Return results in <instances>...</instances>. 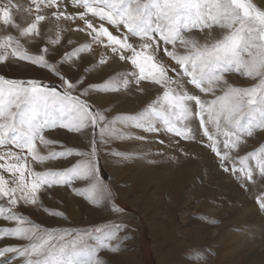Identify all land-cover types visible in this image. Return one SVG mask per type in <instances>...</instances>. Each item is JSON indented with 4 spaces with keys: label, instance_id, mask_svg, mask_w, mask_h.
Wrapping results in <instances>:
<instances>
[{
    "label": "snow or ice",
    "instance_id": "snow-or-ice-1",
    "mask_svg": "<svg viewBox=\"0 0 264 264\" xmlns=\"http://www.w3.org/2000/svg\"><path fill=\"white\" fill-rule=\"evenodd\" d=\"M69 5L74 11L67 10ZM31 6L27 11L34 15V19L20 32L22 36L41 37L39 25L49 14L56 22L79 21L82 26H78V30L87 32L93 43L103 44L112 56L130 64L136 85L150 81L158 86L160 95L148 113L109 121L93 109L90 102L93 99L90 93L107 91V84L92 85L84 76L65 74L61 71L62 64L58 66L46 59L47 47L42 54L26 56L20 54L18 43L13 46V36L4 38L0 43V49H4L0 62L8 59L10 49L12 56L27 59L33 65L50 71L58 84L37 79H7L0 75V148L11 145L20 150L13 151L9 147L0 152V200L6 201L5 206H0V217L17 223L15 228L0 229V239L11 236L27 241L21 246L0 248V258L13 254L0 260V264H10L18 258L21 264H100L99 261L78 259L91 249L88 239L92 237V231L73 233L23 227L24 217L14 209L21 203L37 205L41 189L54 185L71 186L76 196L96 203L102 182L99 166L101 146L111 143V137L132 138L118 132L115 127L117 121L121 126L134 125L147 133L160 132L157 120L162 121L164 132L190 141L197 138L191 122L198 120L202 136L206 138L205 146L220 160V167L225 172L240 173L242 186H246L245 181L253 180V169L247 165L249 156L240 157L237 161L229 153L240 147V120L256 112L264 118V10L258 9L251 0H31ZM17 8L19 6L12 0L0 6V21L19 30L20 25L14 22L11 11ZM214 25L226 30L222 39L201 45L185 35L193 29H212ZM131 38L137 42H130ZM59 42V35L50 41L53 45ZM161 42L164 46H172V50L164 47L163 51L174 64L165 63L159 57ZM178 43L186 50L183 54L176 51ZM86 50L88 47L76 51ZM105 62L103 58L100 60L101 64ZM233 66L237 71L243 70L247 77H259V83L249 88L228 84L224 73L231 71ZM187 85L214 98L202 99ZM218 90L222 94L217 95ZM222 121L226 126L224 130ZM88 125L94 133L99 129V140L94 135L90 151L67 149L51 154L53 157L85 159L70 164L61 172H36L27 165L25 152L37 162L42 163L48 158L40 155L36 146L37 141L45 146L55 143L46 138V130L60 128L80 132ZM209 125H214L215 133ZM259 126L264 128V123ZM244 131L252 136L251 121ZM220 135L223 136V147ZM109 155L119 156L120 153L110 152ZM255 164L264 177V155L256 158ZM77 179L85 186H72L73 180ZM257 202L264 209V195H260ZM94 231L100 233L102 229L97 227Z\"/></svg>",
    "mask_w": 264,
    "mask_h": 264
},
{
    "label": "rangeland",
    "instance_id": "rangeland-1",
    "mask_svg": "<svg viewBox=\"0 0 264 264\" xmlns=\"http://www.w3.org/2000/svg\"><path fill=\"white\" fill-rule=\"evenodd\" d=\"M251 2L258 9L264 10V0H251ZM7 3L8 0H0V6H4ZM12 3H15L19 6V8L12 9L11 11L13 20L16 24L20 25V29L17 30L11 26H5L3 25L2 21H0V43L3 42L6 36L11 35L14 38L13 46L15 47L18 43L20 54L26 56H36L42 54L43 49L47 47L48 52L46 59H48L50 62L56 63L58 66L62 64L61 71H63L65 74L74 77L84 76L86 81L92 85L101 86L107 84L109 86L107 91H93L90 93L93 98L90 102L92 103L93 109L105 115L109 121L115 119L116 117L122 116H140L141 112L148 113L150 111L153 102L157 99L156 97L160 95L157 90L158 86H156L157 94L152 103L150 101L141 105L138 108L139 111L137 110V113H133L134 111L131 112L126 106L125 111H122V104L117 105V103H112V98L115 97L118 94L117 92L123 88L121 87L120 82H118L120 75L124 73L127 75L128 72H133V69L129 63L119 60L118 56H112L108 51L106 54L103 53L102 57H100L99 53L104 50V48L100 47L101 44L93 43L89 35L77 37L76 31L78 29L73 28V25L71 24L66 25V21L63 20L56 22L54 18L50 16V14L49 17H47L46 20L41 22L39 25L42 34L41 37H34L31 35L22 36L20 32L24 27H27L33 21L34 15L27 11L29 6L26 2H24V0H12ZM68 8L74 11L70 5ZM48 22H53L56 25L52 28L53 38H51V40H54L56 36L59 35L60 42L58 44L53 45L50 43L51 40L49 41L47 39L48 32L46 30V26ZM68 22L70 23V21ZM209 32H211L210 37L208 36ZM225 32L226 30H222L218 26L214 25L212 29L205 28L203 31L193 29L190 33H185V35L197 40L201 45H203L206 42L210 43L214 42L215 40L222 39ZM84 34H86V32ZM133 40L134 43L137 42L135 38H133ZM94 45H97L96 47L98 50L95 49ZM86 47H88L89 50L83 51L82 55L81 52L76 51L79 48ZM164 47L172 50L171 45L164 46L162 44L161 52H163ZM176 51L180 54H183L186 50L180 47L178 43L176 46ZM3 52L4 49H0V54ZM10 53L11 50L9 49L8 59L6 61L0 62V75H4L7 79H37L46 83L58 84L56 76L50 71L33 65L27 59H20L19 56H12ZM66 55L70 58L66 59ZM102 58L106 61L104 64L100 63ZM163 61H165V63L174 64V61H171L170 58L166 56ZM224 78L228 84H231L234 87H250L249 84L244 82L248 79V77L243 74V70L237 71L235 66H233L231 71L224 73ZM144 82L151 84L150 81ZM133 83L135 84V82ZM187 87L190 91L201 95L202 99L210 100L214 98L211 94L205 95L203 93H199L198 90H195L191 85H187ZM114 89H118V91H114ZM220 94L222 93L218 90L217 95ZM102 98H106V102L100 103ZM146 105L147 107H145ZM249 121L252 122V136H248L244 131V128L248 125ZM158 123L161 125V131L147 134V132L143 131L142 129L135 128L134 125L121 126L117 121L115 127L117 128L118 132L123 133V131L126 132L125 129H130L131 131L129 136L135 139L136 144L129 147L125 144H122L120 145V148H117L119 143L112 139L114 137H111V143L106 146H101L102 154L100 157L99 166L100 169H103V174L101 173L102 182L98 188L97 194L99 198L97 199L96 203L87 201L83 197L76 196L72 192L71 186L54 185L50 188V193L48 192L50 199L38 210L35 208L31 209L29 208L30 206H25L22 203L18 205L16 209H14L15 212L24 217L25 223L22 226H35L39 230L54 229L57 232L69 231L76 233L85 230L92 231L93 235L88 239L91 249L88 253L82 254L78 257V259L81 261H99L100 264H163L164 257L166 256L165 252H167L166 249L168 248L166 245H164L163 238L154 234L153 229H157L158 227L152 226L151 223L156 221L157 225H159L163 222V220H165V208L167 207L166 203H168L170 200L167 197H159L155 193L152 195V190H148L147 193V190L143 192L137 189V180L138 176L140 175L141 168H143V173H147L146 168L150 165V161L147 160L151 153L150 150L157 152L158 155H162L161 150L163 149V146H174V144L179 146V142L177 141L162 140V138L178 137L164 132V125L162 121L157 120V126L159 125ZM196 123L198 125V129H193L196 130L197 138H205L202 136V130L199 129L198 120ZM261 123H264V118L260 116L259 112H256L251 116L245 115L240 120L241 128L238 134L242 138L241 144L239 148L230 152L229 156H231L233 159H237V161L240 157L249 156L247 161V165L249 167L250 163L255 164L256 158L264 155V139L259 144H252L250 141L251 145L248 146H246L247 141L244 139L264 138V128L259 126ZM209 127L210 130L215 133L214 125H209ZM221 127L222 130H224L226 127L223 121ZM132 130L135 131L133 134ZM232 131L237 130L232 129ZM94 135L96 139L99 140V129H97L94 133L90 125L84 127L80 132H68L66 129L60 128L46 130V138L55 141V143L45 146L44 144L37 141L36 146H38V153L48 158L42 163L37 162L32 160L31 156L27 155L25 152L24 155L27 156L26 163L36 172L43 173L65 171L70 166V164L85 158L77 156L60 158L53 157L51 154L53 152H60L67 149H72L74 152H88L90 151V145L93 141ZM134 136L143 137V139L155 138L156 143H145V146L143 145L145 148L144 149L141 146V140L136 139ZM219 138H223V136L220 135ZM140 146L143 150L139 148ZM245 146L248 148L244 150L245 152H243V148ZM9 147L12 146L9 145L5 148H0V152L6 151ZM12 150L17 152L20 151L14 147H12ZM117 151L120 153L119 156L109 155L110 152ZM146 151L148 156L147 159L144 160V153H146ZM252 153L255 155H250ZM105 157H107V159H105ZM138 163H143V165L141 167L135 166V164ZM237 167H239L238 162ZM200 174L201 173H199L198 178L190 181L192 182L190 183V188L194 189L193 192H197L196 195L198 198H196V196L194 199L190 198L189 202H184L182 205V207H184L182 209L184 210L175 214L178 223L181 222L182 215H187V219L194 218V216L201 218L199 215H196L197 211L194 210L195 204L206 201L207 199L204 198L208 197L207 195H209L210 192L203 191L206 182ZM5 176L8 178V174L5 173ZM218 181L217 183H219ZM251 184L253 187L259 184H264V177L261 181H257L255 179L251 180L249 185ZM218 185L219 184H216L217 187H220ZM72 186L84 187L85 185H83L77 179L73 180ZM190 188H188L187 192L190 191ZM210 188L211 187H209V189ZM52 190L54 193H52ZM229 190L231 191L232 189L230 188ZM41 191L43 190L41 189ZM219 191L230 195L229 191H226L222 187L219 188ZM231 194L234 196L236 195L232 192ZM231 200L232 198L229 199L228 203L233 205V200ZM214 202L215 204H219L216 203L217 200H214ZM158 204H160L163 210H157L159 209ZM5 205L6 201L0 200V206ZM238 205L242 207V203H238ZM255 205V212L249 211L250 216L258 217L261 212L262 215L260 219L262 218L264 221V209H261L257 203H255ZM251 207L252 204H249L248 209H251ZM113 209H120L121 211H114ZM216 212L218 211L215 210L214 212L209 213L207 217H216ZM57 213H61L62 215H57ZM65 217H67V219H65ZM229 217H232L231 219H236L235 216ZM0 218V229H10L17 226L15 221L5 220L3 217ZM221 224L214 226H221ZM97 227L102 229L100 233H95L94 230ZM12 239L15 240V238L11 236L0 239V248L5 245L21 246L27 243V241L21 240L20 243H12ZM12 255L13 254H6V256L0 258V260L8 259V257ZM186 260L189 261L188 258H186ZM10 264H21V260L18 258L11 261Z\"/></svg>",
    "mask_w": 264,
    "mask_h": 264
},
{
    "label": "bare ground",
    "instance_id": "bare-ground-1",
    "mask_svg": "<svg viewBox=\"0 0 264 264\" xmlns=\"http://www.w3.org/2000/svg\"><path fill=\"white\" fill-rule=\"evenodd\" d=\"M24 2H26L30 8L31 0H24ZM67 10L69 12L73 11L69 8ZM66 23V25H73V28L76 29H78V26H82L79 21H70V23L66 21ZM54 26L56 25L53 22H48L46 26L48 32L47 39L49 41L53 38L52 28ZM84 33L80 30L76 31L77 37L88 35L87 32L86 34ZM114 34L116 33L114 32ZM130 42L134 43L133 38L130 39ZM96 46L97 45H94L95 49L98 50ZM100 47L104 48V50L99 53V56L102 57V54H106L107 51L103 44H101ZM108 52L110 53V51ZM82 54L81 52V55ZM163 55H165L164 51H160L159 57L162 60H164L166 56ZM125 74L126 73L119 77L118 82H120L123 88L112 98V103H117V105L122 104V111H125L126 106L131 112L134 111L133 113H137L141 105L150 101L152 103L157 94L156 86L144 81H141L140 85H135L133 83L134 78L132 73L128 72L127 75ZM259 79V77L255 79L248 77L244 82L252 87L259 83ZM141 88L144 90L141 91ZM104 102H106V98L100 100V103ZM145 107H147V105ZM158 126L160 127L161 125L159 124ZM191 126L198 129L196 121H192ZM125 130L126 132L123 131V134L129 135L131 130L128 128ZM134 132L135 131L132 130V134ZM112 139L119 143L117 148H120L122 144L128 147L136 144L134 138L117 139L114 137ZM244 139L247 141L246 146H248L251 145V143L259 144L264 138ZM140 140L143 148L145 143H156L155 138H144ZM162 140L177 141L179 142V146L176 144H174V146H163L161 150L162 155H158L157 152L150 150L151 153L148 159L147 151L144 153L145 158H143L144 160L147 159L150 161V165L146 168L147 173H143V168H141L137 180V189L143 192L147 190V193L148 190H152V195L155 193L159 197H167L170 200L166 203L165 220L159 225H157L156 221L151 223L152 226L158 227L157 229H153L154 234L163 238V243L168 248L166 249L167 252H165L166 256L164 257L163 264H264V221L262 218L260 219L262 213L260 212L258 217H252L249 214V211L255 212L254 205L255 203L258 204L257 198L264 194V184L253 187L252 184V186L249 185L251 181H245L246 186H242L239 181V176L241 174L236 173L233 175L230 171L225 172L223 168L220 167V160L205 146L206 138H196L190 141H185L180 137L162 138ZM220 140L221 147H223V138H220ZM141 146L139 148L142 149ZM246 146L243 148V152L248 148ZM230 163L229 161V167H231ZM142 165L143 163L135 164L137 167H141ZM249 167L253 169V179L261 181L263 177L259 174L256 164L250 163ZM199 173H201L200 175H202L206 182L203 191L210 192L209 195H207L208 197H203L207 199L206 201L195 204L194 210L197 211L196 215H199L201 218L194 216V218L187 219V215H182L181 222L178 223L175 214L184 210L182 209L184 208L182 207L184 202H189L190 198L194 199V197L197 196V192H193L194 189L190 188V183H192L190 181L198 178ZM217 181L219 183H217ZM216 184H219L218 186L224 188L226 191L228 190L230 195L220 192V187H217ZM209 187L211 188L209 189ZM188 188H190V191L187 192ZM230 188L232 189L231 191L229 190ZM42 190L43 191L38 193L39 202L37 205L30 206L29 208L38 210L50 199V188L44 187ZM231 192L236 195H232ZM52 193H54V191ZM229 196L233 200H231L233 205L228 203L229 199H231ZM196 198H198V196ZM214 200H217L216 203L219 204H215ZM238 203H242V207H240ZM249 204H252L251 209H248ZM158 206L159 209L157 210H163L160 204H158ZM215 210L218 211L216 212V217H207L209 213ZM229 216H235L236 219H231L232 217ZM217 224H221V226H214ZM12 241V243H20V240L17 238H15V240L12 239ZM186 258H188L189 261H187Z\"/></svg>",
    "mask_w": 264,
    "mask_h": 264
},
{
    "label": "trees",
    "instance_id": "trees-1",
    "mask_svg": "<svg viewBox=\"0 0 264 264\" xmlns=\"http://www.w3.org/2000/svg\"><path fill=\"white\" fill-rule=\"evenodd\" d=\"M44 83H46V82H44ZM101 173L103 174V169H101Z\"/></svg>",
    "mask_w": 264,
    "mask_h": 264
}]
</instances>
